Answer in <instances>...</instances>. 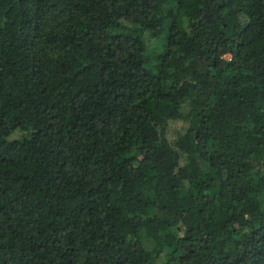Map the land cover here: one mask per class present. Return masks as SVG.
I'll return each mask as SVG.
<instances>
[{
    "label": "trees",
    "instance_id": "16d2710c",
    "mask_svg": "<svg viewBox=\"0 0 264 264\" xmlns=\"http://www.w3.org/2000/svg\"><path fill=\"white\" fill-rule=\"evenodd\" d=\"M0 264H264V0H0Z\"/></svg>",
    "mask_w": 264,
    "mask_h": 264
},
{
    "label": "rangeland",
    "instance_id": "374dc122",
    "mask_svg": "<svg viewBox=\"0 0 264 264\" xmlns=\"http://www.w3.org/2000/svg\"><path fill=\"white\" fill-rule=\"evenodd\" d=\"M149 43L152 45V46H156V47H153V48H157V50H160L161 46H162V38L161 39H158V38H155V37H152V38H149L148 39ZM181 125V123L179 121H173L172 122V129H171V133H170V136L171 138L174 137L175 135V130L177 128H179ZM164 155L166 157H169L170 156V149L168 148L167 150L164 151ZM175 158V157H174Z\"/></svg>",
    "mask_w": 264,
    "mask_h": 264
}]
</instances>
